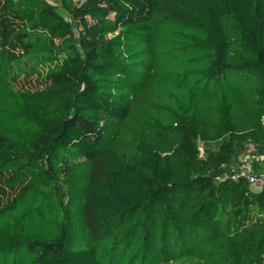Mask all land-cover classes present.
Returning a JSON list of instances; mask_svg holds the SVG:
<instances>
[{
	"label": "trees",
	"instance_id": "1",
	"mask_svg": "<svg viewBox=\"0 0 264 264\" xmlns=\"http://www.w3.org/2000/svg\"><path fill=\"white\" fill-rule=\"evenodd\" d=\"M63 7L0 0V264H264L228 176L264 151V0Z\"/></svg>",
	"mask_w": 264,
	"mask_h": 264
},
{
	"label": "built area",
	"instance_id": "2",
	"mask_svg": "<svg viewBox=\"0 0 264 264\" xmlns=\"http://www.w3.org/2000/svg\"><path fill=\"white\" fill-rule=\"evenodd\" d=\"M228 176L234 181L245 180L252 190L253 187L264 189V151L255 152L254 146L250 145L249 151L231 167Z\"/></svg>",
	"mask_w": 264,
	"mask_h": 264
},
{
	"label": "rangeland",
	"instance_id": "3",
	"mask_svg": "<svg viewBox=\"0 0 264 264\" xmlns=\"http://www.w3.org/2000/svg\"><path fill=\"white\" fill-rule=\"evenodd\" d=\"M49 3L57 6L60 11L62 12V14L70 21L73 23V25L76 27V29L78 30V27H77V23L73 20L72 17H70L66 11L64 10V7H63V0H47ZM83 1V0H72L73 4L74 5H79L80 2ZM78 34V33H77ZM21 85H23L25 88L27 89H35L37 86H42L40 83H37L35 80L33 81H30V80H26L24 83H21ZM253 190L257 191L258 188L256 187H253Z\"/></svg>",
	"mask_w": 264,
	"mask_h": 264
}]
</instances>
